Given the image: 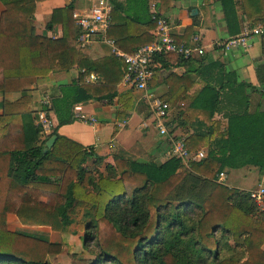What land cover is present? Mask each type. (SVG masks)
Here are the masks:
<instances>
[{
    "label": "trees",
    "instance_id": "16d2710c",
    "mask_svg": "<svg viewBox=\"0 0 264 264\" xmlns=\"http://www.w3.org/2000/svg\"><path fill=\"white\" fill-rule=\"evenodd\" d=\"M45 1L49 0H0L2 92L20 93L31 87L33 78L80 68L85 70L80 82L61 88L63 96L52 101L59 126L72 121L74 105L91 99L118 97L122 110L129 111L133 97L118 94L125 62L114 56L91 60L84 55L73 3L54 10L48 24V29L62 25L61 38L35 34L36 7ZM220 1L234 37L242 29L240 3ZM91 73L101 74L104 83L88 82ZM198 96L215 97L214 102L191 104L211 119L219 111L220 92L208 84ZM26 102H30L27 96L6 102L0 116V146L17 137L16 117L30 112L23 107ZM57 130L24 147H0V264H52L49 243L11 232L9 214L24 226L50 227L58 233L77 224L85 233L84 249L95 255L89 264H264V212H259L250 193L219 182L226 168L253 165L264 171V112L228 115L226 130L215 141L217 147L210 148L202 160L185 163L172 156L158 164L115 154L114 164L105 166L106 175L98 176L86 166L87 160L94 158V165L101 166L105 159ZM23 131L26 137L25 127ZM35 132L39 136L41 127ZM53 136H57L54 145L44 153ZM202 138L191 136L187 149L199 152L203 145L195 144ZM26 188L55 197L41 200L26 194ZM9 192L20 194L21 202L7 200ZM228 238L234 246L223 248ZM231 250L229 258L223 257Z\"/></svg>",
    "mask_w": 264,
    "mask_h": 264
},
{
    "label": "crops",
    "instance_id": "0c3cea01",
    "mask_svg": "<svg viewBox=\"0 0 264 264\" xmlns=\"http://www.w3.org/2000/svg\"><path fill=\"white\" fill-rule=\"evenodd\" d=\"M110 1L113 6L112 23L105 34L106 39L96 35L89 45L82 47L84 55L91 60L114 56L121 61L118 51L132 54L139 48L156 42L158 28L153 21L154 13L169 20L172 25L170 34L177 42L186 46L197 45L205 51L203 56L195 54L194 58L188 60L171 53L156 56L152 61L153 76L148 93L170 105L169 134L161 135L156 128L155 117L144 98L145 92L123 79L118 85V94L122 96L129 93L133 97L129 111L122 110L118 97L113 101L91 99L74 105L72 121L59 126L52 104L48 110L52 128L48 133L42 130L38 136L35 129L38 126V114L45 109V98L49 96L52 103L54 99L63 96L61 88L80 82V76L85 70L73 68L70 71L56 70L46 78H33L31 87L20 93L2 92L3 87L0 86V116L5 113L6 102L12 103L24 96L30 98V102L23 106L24 109L29 108L30 112L16 117L17 137L10 142H3L1 148H20L27 143L34 144L57 128L59 135L80 143L103 157L105 166L114 164L115 154H122L132 160L162 164L173 156L175 141L182 139L187 143L191 136L199 134L203 138L195 145H203L200 151L208 153L210 148L217 147L215 141L225 132L228 115L245 110L249 115L264 112V37H254L247 47L235 48L227 55L215 48L217 42L233 37L229 33L220 0ZM237 1L241 7V32L264 21V0ZM97 2L98 0H49L38 3L32 22L35 34L61 38L62 25L56 24L48 29L54 10L73 3L74 13L85 14ZM76 32H79L77 25ZM196 37L199 38L198 42L194 41ZM91 74L97 79L89 81L87 76L88 82L104 83L101 74ZM208 84L220 92L219 111L211 119L207 118L206 113L191 107L192 103L214 102L215 97L206 99L198 96ZM241 84H246L245 88ZM199 117L207 119L203 122ZM94 161V158H88L86 166L90 162L94 164ZM223 172L226 175L225 185L230 188L250 193L258 187H264V171L256 166L226 168ZM224 181L219 180L222 183ZM25 193L41 200L55 197L54 193L33 188H26ZM7 200L19 203L22 196L9 192ZM11 221L15 229L31 228L45 232L40 235L45 240L51 241L57 234L44 226H24L12 214L8 215L10 230ZM62 236L65 237L66 233Z\"/></svg>",
    "mask_w": 264,
    "mask_h": 264
},
{
    "label": "built area",
    "instance_id": "2783aa9c",
    "mask_svg": "<svg viewBox=\"0 0 264 264\" xmlns=\"http://www.w3.org/2000/svg\"><path fill=\"white\" fill-rule=\"evenodd\" d=\"M113 6L110 0H98L94 7L85 14L74 13V19L79 28L78 41L81 47L89 45L96 35H101L106 39V32L112 23ZM153 21L158 28V39L151 45L140 48L134 54H125L117 52L126 64V72L124 79L133 85L136 89L145 92L144 98L149 104L151 111L155 117V125L161 135L169 134V112L170 105L159 97L148 93L149 83L152 79L153 72L151 64L156 56H165L175 53L184 59L194 58L195 54L203 56L205 51L203 48L193 45L186 46L179 43L170 34L172 25L168 19L159 16L157 13L153 15ZM254 37H264V23H260L252 28L244 29L240 34L230 37L223 42H217L215 48L227 55L230 51L238 47H247L249 41ZM195 42L199 38L194 39ZM85 72V71H84ZM94 74H90L88 80H96ZM45 109L38 114V126L43 132L48 133L51 126L48 110L52 107L51 98L47 96L44 101ZM173 156L181 158L185 163L189 161H199L206 157L204 151L191 153L184 140L180 139L174 142ZM225 173L219 174V180H225ZM252 201L264 211V187H258L250 192Z\"/></svg>",
    "mask_w": 264,
    "mask_h": 264
},
{
    "label": "rangeland",
    "instance_id": "374dc122",
    "mask_svg": "<svg viewBox=\"0 0 264 264\" xmlns=\"http://www.w3.org/2000/svg\"><path fill=\"white\" fill-rule=\"evenodd\" d=\"M89 164L90 165L88 167H90L96 173L95 174L96 176H98L99 173H103L104 175H106L105 163H102L101 166H97L96 164L94 165L92 164V162H90ZM223 184H226V182L224 181ZM259 212L263 213L260 207H259ZM7 225H8V229L10 230L8 224V216H7ZM30 227H36V226H30ZM69 228L70 229H68L66 232H63L66 233L65 237L62 236L63 233L58 234V232H54L57 234L54 236V238L51 241L49 239L45 240V238H42L40 235L44 234L45 232L39 231V229H31V228L21 229L23 231H21L20 229H15L12 221H11L10 231L15 233H21L49 243L48 260L52 264H89L95 258V255L84 249V241H85L84 231L83 230L79 231L77 224H74ZM226 240L227 242L222 245L223 248L224 246L227 247H229L230 245L234 246V242L232 241V239L228 238ZM231 253L232 250L229 252H225L223 254V257L229 258L231 256Z\"/></svg>",
    "mask_w": 264,
    "mask_h": 264
},
{
    "label": "water",
    "instance_id": "95a60500",
    "mask_svg": "<svg viewBox=\"0 0 264 264\" xmlns=\"http://www.w3.org/2000/svg\"><path fill=\"white\" fill-rule=\"evenodd\" d=\"M57 139V136H53L47 143H46V147L44 148V153H47L49 149L52 148V146L54 145L55 141Z\"/></svg>",
    "mask_w": 264,
    "mask_h": 264
}]
</instances>
